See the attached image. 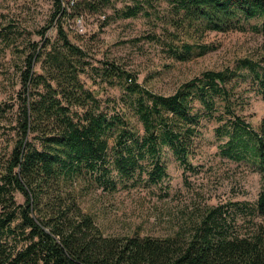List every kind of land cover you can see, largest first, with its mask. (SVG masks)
<instances>
[{
	"label": "trees",
	"instance_id": "16d2710c",
	"mask_svg": "<svg viewBox=\"0 0 264 264\" xmlns=\"http://www.w3.org/2000/svg\"><path fill=\"white\" fill-rule=\"evenodd\" d=\"M52 1L40 40L23 52L16 92L0 103V264H264V120L255 129L241 113L248 92L264 101V42L257 59L167 95L78 24L145 18L155 30L147 40L185 63L217 50L208 34L245 32L251 20L264 40V0ZM209 124L218 155L260 173L254 203L212 207L190 233L166 238L107 235L83 207L95 191L167 197L169 161L196 172Z\"/></svg>",
	"mask_w": 264,
	"mask_h": 264
},
{
	"label": "rangeland",
	"instance_id": "374dc122",
	"mask_svg": "<svg viewBox=\"0 0 264 264\" xmlns=\"http://www.w3.org/2000/svg\"><path fill=\"white\" fill-rule=\"evenodd\" d=\"M52 3V0H0V103L9 102L16 92L14 82L18 80L23 52L30 43L40 40L38 31L48 24ZM78 24L82 33L100 34L101 52L133 70L140 82L155 92L167 95L206 71H222L244 58L257 59L264 42L256 29L260 23L251 20L246 23L245 32L208 34L204 42L217 50L182 63L167 58L147 40L155 30L145 18H114L104 27L98 19L80 20ZM55 33L56 28L52 27L47 35ZM246 97L248 104L241 113L258 129L264 120V101L252 91ZM213 127L207 126L201 155L193 161L199 168L196 172L185 173L179 163L169 161L167 197L163 196V190L155 188L112 195L95 191L85 199L83 207L94 214L107 235L138 233L166 238L178 232L190 233L212 207L228 206L231 202L254 203L262 187L260 173L246 163L230 162L218 155ZM247 217L244 216L245 226L249 229Z\"/></svg>",
	"mask_w": 264,
	"mask_h": 264
}]
</instances>
